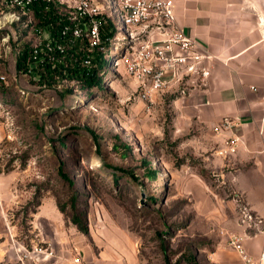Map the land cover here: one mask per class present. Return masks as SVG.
<instances>
[{"label":"rangeland","instance_id":"rangeland-1","mask_svg":"<svg viewBox=\"0 0 264 264\" xmlns=\"http://www.w3.org/2000/svg\"><path fill=\"white\" fill-rule=\"evenodd\" d=\"M3 1L0 215L14 239L27 246L54 239L56 255L79 257L77 264H208L218 238L228 245L242 203L226 185L217 187L208 139L192 124L177 130L174 101L181 94L170 90L153 104L139 96L130 66L154 23L123 24L116 0H91L97 22L115 30L90 46L91 18L77 16L76 0H55L59 16L82 25L89 57L83 66L106 63L102 89L85 91L78 80L57 76L40 84L38 72L17 71L19 51L49 31ZM61 164L73 187L59 174ZM107 165L134 175L115 178ZM73 194L88 234L72 223Z\"/></svg>","mask_w":264,"mask_h":264},{"label":"crops","instance_id":"crops-1","mask_svg":"<svg viewBox=\"0 0 264 264\" xmlns=\"http://www.w3.org/2000/svg\"><path fill=\"white\" fill-rule=\"evenodd\" d=\"M172 1L178 24L212 56L207 85L174 101L177 130L192 124L208 139L209 165L217 187L226 185L233 197L262 220L255 228L245 229L238 218L239 222L237 219L229 228L245 236L246 253L264 264V0ZM224 118L231 119L236 127L216 135L213 128ZM229 136L240 139L238 148L233 154L220 156L218 151L225 148ZM39 214L43 216L42 208ZM12 236L0 215V264H19ZM46 241L57 248L54 239ZM42 264L77 263L64 253ZM208 264L243 261L218 238Z\"/></svg>","mask_w":264,"mask_h":264},{"label":"built area","instance_id":"built-area-1","mask_svg":"<svg viewBox=\"0 0 264 264\" xmlns=\"http://www.w3.org/2000/svg\"><path fill=\"white\" fill-rule=\"evenodd\" d=\"M37 0H4L6 6L19 9L27 16L29 23L33 22L31 6ZM55 3V0H44ZM67 3V0H56ZM78 3L77 16L91 18L86 28L90 46L96 45L100 40L99 25L97 22V8L91 4V0H76ZM123 15L121 20L126 25L153 22V30L150 38L138 50L134 62L130 66V72L140 84V98L150 104L156 102L162 95L173 90L180 93L181 97L187 96L191 91L206 86L211 75L210 61L212 56L193 37L185 33L179 26L175 14V6L172 0H116ZM20 18V17H18ZM74 20V19H72ZM84 25V24H83ZM82 25H74L71 33L75 39L82 36ZM85 26V25H84ZM69 31L65 27L63 34ZM49 33L43 40H37L32 45L33 61H29L28 68L32 71L38 63L43 62L47 50H51ZM53 47L63 51L60 43H54ZM6 79L0 75V84ZM180 97V98H181ZM236 127L229 118H224L213 128L216 135H223ZM240 139L229 136L224 141L225 148L218 154L226 157L236 152ZM240 224L245 229L255 228L262 220L255 215L245 204L238 209ZM14 245L16 259L19 264H42L46 259L56 256V251L51 242L46 240L32 242L30 246L10 237ZM245 236L232 233L228 237V245L241 256L243 264H261V259L254 260L244 247ZM76 258L75 262H79Z\"/></svg>","mask_w":264,"mask_h":264},{"label":"trees","instance_id":"trees-1","mask_svg":"<svg viewBox=\"0 0 264 264\" xmlns=\"http://www.w3.org/2000/svg\"><path fill=\"white\" fill-rule=\"evenodd\" d=\"M57 6L58 5L54 3H49L44 0H37L31 6L33 20L37 21V26L40 30L46 29L49 31V40H46L45 43L49 42L51 45V50H47L43 62L38 63L37 68L32 70L36 73L38 72L36 74V80L40 84H50L53 82V78L60 76L68 78L69 80L80 81V87L85 91L92 90L93 88L101 90L102 79L100 77V72L103 71L104 67L106 66L105 61L100 59L97 67L83 66V61L89 59V57L82 51V40H85L82 39L84 34H82V36L77 39L73 37L71 30L73 29L74 25L78 24L77 20H68V18L65 16H59V10ZM65 27H69V31L63 34L62 32ZM114 30L115 27L112 23L107 24V22L103 21V19H100V38L107 40L113 35ZM54 43H60L63 47V51L61 52L57 50V48L53 47ZM29 61H33L32 49L26 47L19 51L17 55V71H29ZM97 143L99 145L98 139ZM61 144L62 146H65L64 141H61ZM107 167L114 173L113 176L115 178L120 174L129 176L134 175L133 173L128 172L120 167H113L110 165H107ZM59 174L64 180L69 182L72 187L74 186V182H72L68 178L67 174L63 172L62 164L59 168ZM70 204L74 211L71 217L72 223L78 228L80 232L88 234L89 228L85 222V218H81L77 211L76 194L71 196ZM60 209L63 212L61 207ZM191 264L198 263L196 259H192Z\"/></svg>","mask_w":264,"mask_h":264}]
</instances>
